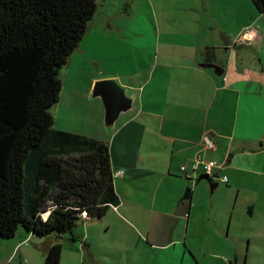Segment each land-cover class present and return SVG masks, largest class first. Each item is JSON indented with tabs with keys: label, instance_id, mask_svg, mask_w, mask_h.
<instances>
[{
	"label": "crops",
	"instance_id": "crops-1",
	"mask_svg": "<svg viewBox=\"0 0 264 264\" xmlns=\"http://www.w3.org/2000/svg\"><path fill=\"white\" fill-rule=\"evenodd\" d=\"M238 4L247 8L240 12ZM137 13L152 31L137 33ZM137 38L148 47L138 45ZM207 49L213 50L210 61ZM75 52L77 61L92 69L84 85L74 83V97L92 113L75 132L109 143L121 198L114 206L117 216L135 228L132 219L138 214L175 218L171 232L156 241L148 233L152 244L140 252L143 264H264V237L240 236L233 212L214 209L221 198L214 193L239 183L233 173L246 171L255 182L264 178V164L261 169L239 164L242 157L264 153V18L248 0H99ZM110 78L134 90L138 106L108 132L103 101L91 96L97 80ZM55 120L62 129L58 115ZM259 142L263 147L248 146ZM200 157L222 164L212 182L203 180L213 184L211 195L198 182L204 171L191 167ZM187 186L193 187L190 199L184 198ZM201 210L209 222L200 220ZM29 240L24 237L14 252L26 249ZM127 251L129 264H140L137 251ZM124 258L120 264H126ZM91 259L98 262L94 254Z\"/></svg>",
	"mask_w": 264,
	"mask_h": 264
},
{
	"label": "trees",
	"instance_id": "trees-1",
	"mask_svg": "<svg viewBox=\"0 0 264 264\" xmlns=\"http://www.w3.org/2000/svg\"><path fill=\"white\" fill-rule=\"evenodd\" d=\"M251 1L264 15V0ZM97 10L98 0H0L1 239L69 233L75 241L79 222L103 220L120 204L109 143L56 128L52 114L61 71ZM61 258L57 241L44 264Z\"/></svg>",
	"mask_w": 264,
	"mask_h": 264
},
{
	"label": "rangeland",
	"instance_id": "rangeland-1",
	"mask_svg": "<svg viewBox=\"0 0 264 264\" xmlns=\"http://www.w3.org/2000/svg\"><path fill=\"white\" fill-rule=\"evenodd\" d=\"M248 2L264 18V15L257 10L252 1L248 0ZM244 8L247 7L238 4L240 12ZM216 13L218 15L220 14L218 11ZM136 28L137 33H141L142 35L152 31L150 23H144L139 13H137ZM137 44L148 47L142 39L137 38ZM76 56L77 53L72 63L71 57L69 63L61 71V79L65 83V91H61L59 102L52 108L55 122L54 126L56 128L58 127L57 121L55 120V116L58 115L59 121L63 123L62 129H70L67 131L72 132L79 130L82 122L92 116L91 112L80 106V99H76L73 95L75 89L74 83L79 81L84 85L88 81L90 70H92L85 61H77ZM128 93L130 95L136 94L134 90H129ZM92 100L94 102L101 101L99 99ZM239 160H242V162H239L240 165L250 167L253 164L261 169L264 164V153L242 157ZM251 176L252 174L249 177ZM235 177L239 178V183L236 185L231 184V186H226L225 184L223 187L230 189L218 190L214 193L215 196L221 195V198L218 199L217 205L214 208L215 212L219 213L224 210L232 211L233 222L239 226L240 232H237V234L240 236L247 232H252L258 237H264V196L259 197L264 194V178L258 177V182H255L254 178L248 180L249 177L246 171H240L238 174L233 173V178ZM241 178L244 180H241ZM201 182L209 187V194L211 195V186L206 181L202 180ZM166 214H138L137 218L132 219L137 225V228H135L132 225L130 226L128 222L122 220L119 217L121 214L117 216L116 209L112 206L103 220L79 222L75 231L79 239L74 241L69 233L63 234L61 237L51 235L49 237L39 238L35 236V238H30L23 247L27 250L23 249L22 252H14V248L24 239L23 236L19 235L10 239L0 238V264H44L48 247L57 241L62 244L60 264H93L91 259L92 254L97 257L98 262L96 264H120L122 261L120 257H125L124 262L129 264L127 251L129 249L137 251L138 263L143 264L144 258L139 256L141 254L140 252L143 251L147 244H152L151 240L146 238L148 233L151 232L152 241H156L155 238H158V235L161 236L162 232L166 235L172 230L175 218ZM199 218L202 222L210 221V218L206 217L204 210L200 211ZM189 220L190 217L188 215L184 220L183 235L186 234ZM205 225L207 226L208 224L205 223ZM136 243L139 244L138 250ZM12 254L14 255L10 261H7ZM145 260L147 263V258Z\"/></svg>",
	"mask_w": 264,
	"mask_h": 264
},
{
	"label": "water",
	"instance_id": "water-1",
	"mask_svg": "<svg viewBox=\"0 0 264 264\" xmlns=\"http://www.w3.org/2000/svg\"><path fill=\"white\" fill-rule=\"evenodd\" d=\"M205 66H216L215 64H207ZM92 98H100L104 104V125L108 132L112 131L118 124V120L123 114H126L136 108L138 103L136 101V94L130 95L128 88L122 86L116 78L101 79L94 83ZM202 180L210 181L212 177L205 173L198 182ZM218 186V183H214ZM211 191H213V184ZM192 188L187 187L184 198L190 199Z\"/></svg>",
	"mask_w": 264,
	"mask_h": 264
},
{
	"label": "built area",
	"instance_id": "built-area-1",
	"mask_svg": "<svg viewBox=\"0 0 264 264\" xmlns=\"http://www.w3.org/2000/svg\"><path fill=\"white\" fill-rule=\"evenodd\" d=\"M226 79V78H225ZM206 143L209 147H214L215 144L214 142L211 141V139L209 137H206ZM222 165V164H221ZM220 165V163L216 160H207L204 158H198L193 164H192V169L194 171L196 170H203L204 173L209 174L210 176H212L213 174H215V170L216 169H221L222 166ZM182 172L184 173H189V171L187 170L186 166H182L181 167ZM223 180L224 181H228V177L226 175L223 176Z\"/></svg>",
	"mask_w": 264,
	"mask_h": 264
},
{
	"label": "clouds",
	"instance_id": "clouds-1",
	"mask_svg": "<svg viewBox=\"0 0 264 264\" xmlns=\"http://www.w3.org/2000/svg\"><path fill=\"white\" fill-rule=\"evenodd\" d=\"M212 177V176H211Z\"/></svg>",
	"mask_w": 264,
	"mask_h": 264
}]
</instances>
